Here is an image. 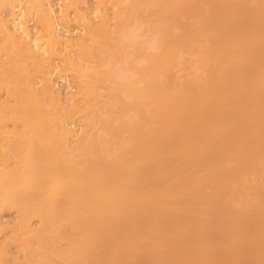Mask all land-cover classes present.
Returning a JSON list of instances; mask_svg holds the SVG:
<instances>
[{"label":"bare ground","instance_id":"bare-ground-1","mask_svg":"<svg viewBox=\"0 0 264 264\" xmlns=\"http://www.w3.org/2000/svg\"><path fill=\"white\" fill-rule=\"evenodd\" d=\"M20 1L0 0V14ZM27 1L31 10L38 0ZM192 1L115 0L118 35L150 7L168 19L131 64L104 44L106 21L89 26L82 55L108 63L96 79L113 64L122 70L113 104L97 111L105 118L92 116L100 134L71 148L49 137L31 87L0 83L23 107L9 109L22 140L2 157L3 170L9 156L16 167L0 174V211L16 209L22 229L38 220L40 264H49V234L65 237L62 264H264V0H202L194 22L179 23ZM183 53L198 75L188 69L193 80L179 83L170 70ZM79 78L82 99H94L89 77ZM46 93L54 97L50 84ZM122 107L144 122H123Z\"/></svg>","mask_w":264,"mask_h":264},{"label":"rangeland","instance_id":"rangeland-1","mask_svg":"<svg viewBox=\"0 0 264 264\" xmlns=\"http://www.w3.org/2000/svg\"><path fill=\"white\" fill-rule=\"evenodd\" d=\"M246 1L251 3V0ZM35 3V8L30 10L31 4L27 0L14 2L0 14L5 24V28L0 26V83L19 84L21 80L17 81V78H21L31 87L37 93L40 106L48 113L52 132L49 137L69 138L71 148L86 136L100 134L92 116L96 114L105 118L102 112L97 111L103 105L113 104L115 97L109 89L113 87L117 69L122 70L119 66L122 64H113L104 79H96V74L105 75L108 63L102 60L105 56L102 53L95 57L82 55L80 46H91L89 26L96 27L102 20L106 21L104 44L110 51L117 47L120 52L117 59L131 64L137 58L135 53L141 51L144 47L141 45L150 38V30L168 19L157 8L150 7L135 14L128 27L118 35L120 17L115 0H38ZM206 8L202 0L192 1L186 6L189 17L179 20V23L192 24L195 14ZM176 27L177 24L173 23V33L177 32ZM35 43L40 48H36ZM188 58L189 55L183 53L174 61L170 75L175 82L193 80L188 72L193 69L185 64ZM80 74L89 77L87 80L94 91L95 98L88 102L82 99L80 92ZM194 75L197 76L198 72ZM47 84L54 92L52 98L46 93ZM89 107H92V112ZM9 109H16L19 115L23 111L20 102H14L8 96L3 84L0 88V118L3 119L0 121V174L15 171V160L10 156L6 165L8 171L3 170L2 157L8 156L11 144L18 146L22 140L18 135L21 125L10 121ZM69 111L71 115H65ZM135 111L133 107H122L116 108L115 113L123 122H144V118ZM107 119L112 121V118ZM59 125L61 131L57 129ZM38 234L41 233L36 218L30 219L26 229H22L16 209L0 211V264L42 263L43 243ZM48 237L53 242L49 247V264H62L59 255L68 248L65 237L59 235L56 238L50 234Z\"/></svg>","mask_w":264,"mask_h":264}]
</instances>
